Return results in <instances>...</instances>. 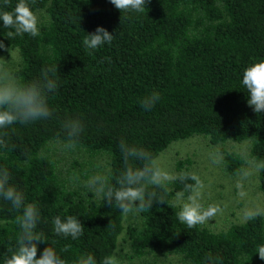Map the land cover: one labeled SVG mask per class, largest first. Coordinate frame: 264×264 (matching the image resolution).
I'll list each match as a JSON object with an SVG mask.
<instances>
[{
  "label": "trees",
  "instance_id": "obj_1",
  "mask_svg": "<svg viewBox=\"0 0 264 264\" xmlns=\"http://www.w3.org/2000/svg\"><path fill=\"white\" fill-rule=\"evenodd\" d=\"M17 2L8 0L11 7ZM31 8L44 14L41 35L8 40V29L0 30L5 44L0 57L16 51V75L25 82L38 79L43 69L56 70L58 87L48 98L54 113L48 120L16 125L0 166L9 168L26 202L41 207L45 242L38 257L47 246L60 252L71 245L69 252H60L69 264L86 252L99 259L115 254L125 233L131 260L167 253L201 264L211 253L222 264H264L256 255L264 243V215L223 231L188 228L175 215L173 197L183 189L176 182L165 204H154L125 227L115 205L68 181L78 176L77 167L60 170L52 153L53 146L69 142L65 122L78 119L84 131L74 151L106 158L112 183L123 167L122 140L157 158L172 144L197 136L212 146L247 141L250 158L264 162V112L249 106L241 84L244 69L264 60V0H150L143 13L120 12L109 0H32ZM98 26L116 38L112 46L88 54L82 41ZM153 92L161 100L146 112L141 101ZM223 158L230 177L245 165L236 153ZM258 182L264 198V170ZM19 214L0 202V254L16 243ZM56 215L80 217L84 236L56 237L51 225Z\"/></svg>",
  "mask_w": 264,
  "mask_h": 264
},
{
  "label": "clouds",
  "instance_id": "obj_2",
  "mask_svg": "<svg viewBox=\"0 0 264 264\" xmlns=\"http://www.w3.org/2000/svg\"><path fill=\"white\" fill-rule=\"evenodd\" d=\"M120 12L143 13L150 0H109ZM32 0H18L11 7L8 0L0 7V30L8 29V40L25 35L32 38L41 35L43 21L41 13L31 8ZM8 9V10H5ZM50 19V18H49ZM115 34L98 26L91 34H86L82 43L88 54L112 46ZM5 44L0 40V50ZM10 51V49H8ZM5 61V60H4ZM17 69L11 65V60L0 65V155L10 146L11 134L16 131V125L27 126L48 120L53 116L54 109L48 102L49 96L58 87L55 69H43L41 76L30 82H25L16 75ZM241 84L248 92V104L255 113L264 112V60L246 67L242 73ZM161 100L159 92H153L141 101L144 111H152ZM69 142L66 147H75L76 139L84 131L80 120H68L64 124ZM122 155V170L116 182L112 183V173L108 169L104 173L92 175L85 181V187L97 195H102L105 203L115 205L125 217H139L150 211L154 204H165V199L173 189L172 185L179 182L183 185L181 191H176L173 200L179 204L175 213L177 220L188 228L209 222L222 211L218 204L205 206L202 200L203 182L200 178L187 172L172 173L162 167L157 157L143 147L130 146L123 140L119 145ZM222 157L217 154L214 163H220ZM257 170H264V162H257ZM247 171L243 175L247 176ZM78 181L79 177L73 178ZM194 183H188V181ZM244 195V193H240ZM0 202L10 205L11 209L20 214L15 218L18 226L16 243L5 253L0 254V264H69L61 257L60 252L67 253L71 245H66L57 252L54 247L47 246L40 251L38 246L45 242L44 233L39 230L42 224L41 207L36 202H26L24 191L14 182L8 167L0 166ZM264 214L259 208L249 209L244 213V219L251 221ZM52 232L56 237L77 241L84 236V225L76 215H56L51 220ZM256 255L264 261V243L257 245ZM72 264H122L119 257L109 253L99 259L92 252L82 253L72 261ZM201 264H222L218 257L211 253L205 255Z\"/></svg>",
  "mask_w": 264,
  "mask_h": 264
},
{
  "label": "rangeland",
  "instance_id": "obj_3",
  "mask_svg": "<svg viewBox=\"0 0 264 264\" xmlns=\"http://www.w3.org/2000/svg\"><path fill=\"white\" fill-rule=\"evenodd\" d=\"M41 19L44 21V14L41 15ZM4 60L6 62L11 60V65L17 69L19 57L16 51H9L2 55L0 65L5 63ZM250 148V142L247 141L241 144L228 142L224 145L212 146L207 138L197 136L172 144L158 160L162 167L174 174L180 173L179 171H187L200 178L204 184L201 202L205 206L218 204L222 209L203 226L213 231H223L232 224L244 223L246 210L257 208L264 210V198L258 189L259 170L255 167L256 162L250 158ZM74 150L62 145L52 147L53 157L59 161L60 170H66L69 167L73 170L77 167L76 172L78 176L80 175L81 180L68 181L73 185H76L77 182L83 190H88L85 187V181L92 175L104 173L107 160L104 157L90 158L86 154ZM225 153H236L244 158V167L233 177L223 171ZM217 154L222 157L220 163L213 162ZM244 171L249 174L243 175ZM241 192L244 195H241ZM175 205L179 208L178 203L175 202ZM137 221L138 217H128L125 227ZM126 237L125 233L121 235L115 252L122 264H190L181 256L167 253H151L141 259L131 260L129 246L124 241Z\"/></svg>",
  "mask_w": 264,
  "mask_h": 264
}]
</instances>
